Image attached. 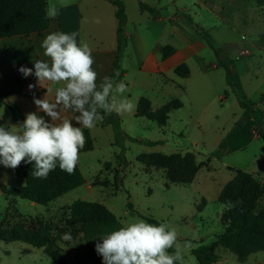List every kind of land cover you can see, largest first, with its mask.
Returning <instances> with one entry per match:
<instances>
[{
  "label": "rangeland",
  "instance_id": "374dc122",
  "mask_svg": "<svg viewBox=\"0 0 264 264\" xmlns=\"http://www.w3.org/2000/svg\"><path fill=\"white\" fill-rule=\"evenodd\" d=\"M125 1L132 25L143 23L136 16V0ZM145 2L155 5L159 13L146 25L159 44L173 40L168 29L174 28L180 30L184 38L204 43L207 47L204 58L216 62L213 51L199 34L200 30L207 31L215 47L223 49L220 57L232 61L247 99L263 111L264 121V39L260 38L264 35V0ZM175 8L178 24L165 18ZM187 17L191 23L186 21ZM132 25L129 24V29ZM128 58L125 62L128 90L123 95L135 105L138 95L148 99L145 109L149 113L162 106H176L179 100L182 102L181 108L168 113L163 127L146 116H136V110L119 113L121 128L132 138L161 140L162 144L146 146L125 139L119 147L113 144L111 125L103 128L96 125L90 129L93 149L83 152L79 160L85 180L83 185L50 206L0 192L3 230H13L14 236L28 238L18 225L38 219L47 224L52 240V247L48 249L36 248L29 241H0V264H54L50 253L61 257L65 264H102L103 258L97 254L95 245L114 228L105 224V216L99 209L92 208L94 204L103 205L122 227L136 220L146 221L145 218L166 223L169 230L177 233L182 264H264L263 252H254L246 261L238 262L217 243V236L228 225L223 219L226 210L218 201L221 190L227 185L246 192L255 189L247 179L234 182L237 171L254 178L262 189L253 212L264 218L263 140L252 132L250 110L238 105L225 83L223 68L211 69L204 77L195 73L191 79L173 74L178 81L174 84L172 78L163 75L162 84L159 76L139 72ZM10 75L5 74L1 81L7 82ZM224 91L227 96L220 100ZM8 121H12L10 112L0 102V125L12 127ZM120 150L126 165L123 171L116 173L118 160L115 156ZM187 152L195 163H204L188 184L182 183L188 177L186 172L159 167L156 165L160 161L158 157L153 158L154 164L136 160L139 154L184 156ZM0 184L10 189L23 186L19 168H5L0 164ZM74 200L78 203L73 206ZM127 202L131 203V209ZM64 233H71L72 240H63ZM10 235L4 234L5 239Z\"/></svg>",
  "mask_w": 264,
  "mask_h": 264
},
{
  "label": "clouds",
  "instance_id": "9594fccd",
  "mask_svg": "<svg viewBox=\"0 0 264 264\" xmlns=\"http://www.w3.org/2000/svg\"><path fill=\"white\" fill-rule=\"evenodd\" d=\"M58 15L55 5L46 8V18L54 19ZM78 35L76 31L47 34L41 47L50 62L35 60L34 70L26 66L19 68L24 77L34 75L40 86L45 81L63 82L64 86L56 90L54 102L34 97L37 109L50 117L51 122L30 112L17 126L0 125V164L5 168L16 169L21 162L33 164L31 175L38 179L47 178L57 166L73 174L80 150L86 144L83 130L94 128L104 115L135 110L136 105L123 95L128 90L123 81L104 77L97 83L92 49L84 40L78 44ZM34 87L29 85V89ZM62 111L79 113L75 121L80 126L74 127L71 119L61 115ZM239 203L229 200L221 207L231 210ZM62 239L71 241V233H64ZM99 239L101 242L96 243L95 250L103 258L102 264H182L183 261L177 233L169 230L166 223L154 225L136 220ZM174 246L175 251L169 252Z\"/></svg>",
  "mask_w": 264,
  "mask_h": 264
},
{
  "label": "trees",
  "instance_id": "16d2710c",
  "mask_svg": "<svg viewBox=\"0 0 264 264\" xmlns=\"http://www.w3.org/2000/svg\"><path fill=\"white\" fill-rule=\"evenodd\" d=\"M115 7V18L117 20L116 26V51L114 60L112 62L111 70L109 73L110 78H113L117 82L123 76V69L121 67L122 51L125 41L124 25L127 17L125 13V7L122 0H107ZM138 9L140 12H147L154 19L157 18L156 10L147 5L143 0H136ZM46 0H0V40L2 38H9L14 36L25 37L32 33L39 34L45 31L49 27L50 19L46 18ZM188 23H191L190 17L186 18ZM199 34L204 39L207 46L213 51L216 57V67H221L224 70V79L230 91L233 93L238 105L242 109L250 110L253 120L252 132L262 138L264 148V121L263 111L256 106V103L248 100L243 88L241 86L240 77L236 71L235 66L231 60L221 58L220 55L223 49L215 47L214 40L211 35L205 31L200 30ZM264 39V35H261ZM174 52L173 47L165 46L163 49V58L166 59ZM173 73L180 78H187L189 76V68L186 63L178 64ZM31 77H24L22 73L14 79L12 85L0 89V102L4 103L8 108L12 119L24 121L26 115L21 112L19 107L6 100L9 94H16L20 96H29V94H23L19 91L20 85ZM227 96L224 91L220 100H223ZM146 105H148V99L141 96L138 99L136 105V116H146L149 120H153L159 127H163L168 119V113L171 110H175L181 107V102L178 101L176 106H162L156 112H147ZM103 114V113H102ZM118 115L113 112L110 115H104V119L101 124H109L113 130L115 145L121 147L123 140L129 139L142 143L146 146L161 145V140H142L134 139L128 135L120 125ZM84 135L86 138V144L82 152H88L93 149V139L90 136L89 130L84 129ZM118 160V168L115 172L123 171L126 165L122 150L116 154ZM158 157L160 161L156 163L159 167L167 168L170 170L184 171L188 177L182 180L183 184L190 183L191 177L204 165L203 162L195 163L191 153L187 152L184 156L177 155H163V154H139L136 156L137 161H143L145 164H154L153 158ZM34 163V162H33ZM19 172L24 179V185L20 188L9 189L6 186L0 184V192L3 195L18 197L29 202L47 205L49 202L56 198L66 194L67 192L83 185L85 183L83 174L81 173L78 163L76 165L73 174H68L57 166V168L50 172L47 178L38 179L31 175L33 170V164L21 162L18 166ZM240 179L249 181L255 188L252 192H246L238 189H232L230 185L225 186L219 194L218 201L223 204L229 200L236 202L241 201L235 208L226 210L223 214V219L228 223L224 231L217 236V243L232 253L238 262H244L248 259L249 255L254 252L264 253V218L253 212L255 203L263 193L262 189H259L258 183L254 178L248 174L237 171L234 182ZM78 201L73 202V206ZM129 209H131V203L127 202ZM92 208L99 209L105 216V224L113 226L114 230L122 227L119 221L101 204H94ZM147 223L159 225L161 222L152 219L145 218ZM18 228L23 230L29 237L25 236L16 237L12 234L13 230H3L0 226V241L9 242L21 240L23 242L29 241L34 247L46 249L51 248L52 240L50 237V230L46 223H42L38 219L25 222L24 225H18ZM4 234H11L8 239H5ZM169 252H173V249H169ZM54 264H65L62 262V258L50 253ZM178 264V262H177Z\"/></svg>",
  "mask_w": 264,
  "mask_h": 264
},
{
  "label": "crops",
  "instance_id": "0c3cea01",
  "mask_svg": "<svg viewBox=\"0 0 264 264\" xmlns=\"http://www.w3.org/2000/svg\"><path fill=\"white\" fill-rule=\"evenodd\" d=\"M46 1L47 7L49 5H55L59 9V15L54 19H50L49 27L45 31H42L39 34L32 33L25 37L14 36L2 38L0 40V89H5L12 85L14 79L20 75L19 68L21 66H26L34 70L35 60L50 62L49 58L44 55V49L41 47V44L47 34L57 31L65 33L76 31L79 33L77 37V43L79 44L80 40H84L88 43L89 47L92 49V56L94 57L95 61L92 67L98 74V84L102 82L104 77L109 76L116 51L117 20L115 18V7L107 0ZM122 1L124 3L127 20L124 25L125 41L121 58V67L124 73L119 81H123L126 84L127 70L125 68V62L129 59L128 57H130V59L133 61L139 72L148 74L150 76H159L161 78L162 84L163 75L172 78V83L174 84V81L176 80L173 77V70L178 64L183 62L186 63L189 68V76L186 79H191L192 75L195 73L201 77H204L209 74L211 69H218V67H216L215 61L204 58L203 53L205 50H207L205 44L193 42L190 39L184 38V36L181 35L180 30H175L174 28L168 29L171 32L172 37L176 39L173 38V40H167L166 42L159 44V41L155 39L153 35H150L146 28V25L151 22V20H154V18L147 12H140L138 9V11H136V13L138 12L136 15L137 19L141 18L144 22L141 24L135 23L132 25L133 23L131 22L128 10L126 8V1ZM145 1L146 0H143V2ZM146 4L156 10V16L158 17L159 13L155 5H150L148 3ZM176 9L177 8L171 9L165 18L169 22L178 24V21L175 17ZM97 20L100 22L97 23ZM129 24L132 25L131 29H129ZM165 46H171L174 49L173 54L166 59H164L162 56ZM155 50L156 53H154ZM5 74L11 75L7 79V82H2L1 79L3 78L4 80ZM30 84L35 85V87L29 89ZM62 86H64L63 82L60 84H52L51 82L47 81H45L40 86L37 82V78L34 75H31V77L23 82L18 88L21 93L29 94V96L9 94L6 97V100L16 104L21 112L25 115L30 112H35L37 115L43 116L46 121L51 122L50 117L46 116L43 112H40L37 109V106L34 104V97L36 99L46 98L49 102H54L56 90ZM49 88L51 91L47 92V89ZM156 89H158V87H155V90ZM137 97L139 99L141 96L138 95ZM179 101L181 102V100ZM116 114L120 119V115L118 113ZM61 115L65 118L71 119L74 127L80 126L75 121V117L79 115V113L72 111H62ZM18 122L22 123L23 121L14 119H12V121H8V123L13 126L19 125L20 123ZM107 125H103L101 122L97 123V126L100 128H103ZM88 130L91 135L90 129ZM91 137L93 139L92 135ZM82 153L79 154V160ZM55 200L49 202L45 206H50Z\"/></svg>",
  "mask_w": 264,
  "mask_h": 264
}]
</instances>
